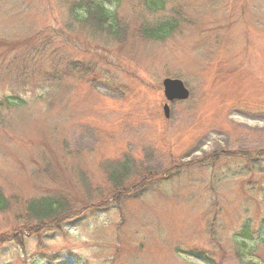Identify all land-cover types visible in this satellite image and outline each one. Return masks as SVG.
I'll use <instances>...</instances> for the list:
<instances>
[{
	"label": "rangeland",
	"instance_id": "1",
	"mask_svg": "<svg viewBox=\"0 0 264 264\" xmlns=\"http://www.w3.org/2000/svg\"><path fill=\"white\" fill-rule=\"evenodd\" d=\"M96 1L132 33L176 5L184 19L164 41L119 45L88 38L75 16L81 0H0V187L12 202L0 213V237L14 241L0 243V264H31L38 252L70 248L78 255L71 264H264L263 239L243 246L235 238L245 224L264 226V170L235 172L211 188L206 165L254 160L264 169V0H177L155 13L146 0ZM32 55L94 64L96 81L69 77L55 91L27 83ZM166 78L190 90L168 117ZM125 156L159 174L178 167L173 178L182 183L166 192L154 182L132 196L138 183H150L133 176L120 203L102 205L95 220L65 226L60 236L42 238L16 221L45 190L99 199L109 189L106 169Z\"/></svg>",
	"mask_w": 264,
	"mask_h": 264
},
{
	"label": "trees",
	"instance_id": "2",
	"mask_svg": "<svg viewBox=\"0 0 264 264\" xmlns=\"http://www.w3.org/2000/svg\"><path fill=\"white\" fill-rule=\"evenodd\" d=\"M177 0H146V7L153 13L158 11H166L168 4L170 2H176ZM82 4L79 5L76 10L75 16L76 19L82 23L83 27L86 29V33L90 36V40L99 41L104 43H110L113 41L115 44L124 45L131 38L138 39H153L156 41H164L165 39L171 37L179 28V21L182 16L181 10L178 5L175 6V9L170 12L171 16H167L163 19L154 21L151 24L146 26H141L139 30L132 33L126 25H123L117 17L113 16L109 10L110 8L101 1L96 0H81ZM130 35V37H129ZM33 41V40H31ZM34 47L37 48L38 44H34ZM44 46V45H43ZM45 53L46 50L44 47H41ZM37 50V49H36ZM44 53V54H45ZM37 56H30V61L33 64L31 72H27V83L37 82L40 86H44L46 89L55 91L58 86H62L63 81L69 77H75L76 79H86L89 80L93 74L97 72L95 65H87L82 61L71 60L67 57L59 56H48L45 59L36 58ZM44 64L41 63V60ZM48 63L47 66L45 64ZM91 81H96V79H90ZM13 98H9L10 102ZM126 160H121L122 158L114 159V163L110 165L105 171L109 189L105 193L99 194V199H94L91 196L84 200H75L70 194H67L61 190H45L44 193L40 196H36L31 200L27 201L23 206V212L17 214L16 221L21 220L20 225L22 229H34L33 234L42 233V238L48 234L52 236H60L61 233L65 232V226H73L76 228H81L85 222L91 221V219H96L99 216L102 205L112 203H120L124 196L128 195V182L131 177H146L150 180L149 184L141 182L137 184L135 192L132 196L144 195L148 192V187L154 182L159 185L158 189L171 191L178 184L176 183L173 177L180 176L182 171L180 168L176 167L174 171L169 172L167 175L164 172L157 173V169L146 166V167H134L137 164L136 160L125 156ZM206 165L209 166V185L211 188L215 186L216 183L213 181L221 180V177L234 175L235 172H240L245 174L247 172L263 171V166L253 160L248 164L236 168L227 167L226 169H219L216 163L215 158ZM202 165V164H201ZM157 168L161 166L156 165ZM135 168V171H134ZM137 169V170H136ZM139 169V170H138ZM137 171V172H136ZM167 171V170H164ZM157 173V174H156ZM136 174V175H135ZM158 177H152V176ZM160 175V176H159ZM185 174L182 175V177ZM238 175V173H237ZM180 177V178H182ZM83 180H86V177H82ZM86 183L84 188L86 190H91L90 183ZM146 181V180H145ZM162 181V182H161ZM128 190V191H127ZM262 195L264 199V185L261 187ZM85 205H90L95 207V210H98V213H95V210H87ZM12 208V202L4 194L2 188L0 187V213H5L10 211ZM83 213V214H82ZM75 216L74 219L70 217ZM44 229H47L44 231ZM46 232V233H43ZM49 232H51L49 234ZM264 226H257L256 229L251 228L249 224H245L240 227L239 230L235 232V238L241 240L243 246H248V242L253 241L255 237L264 240L263 235ZM14 241L10 238L0 237V243H13ZM241 249V248H240ZM192 254L197 256H202L208 260L210 263L213 262L212 257L208 253H201V251H193ZM77 253L70 248L67 251H41L36 253L31 258V264H71V260L75 261ZM70 261V263H69ZM212 264V263H211Z\"/></svg>",
	"mask_w": 264,
	"mask_h": 264
},
{
	"label": "water",
	"instance_id": "3",
	"mask_svg": "<svg viewBox=\"0 0 264 264\" xmlns=\"http://www.w3.org/2000/svg\"><path fill=\"white\" fill-rule=\"evenodd\" d=\"M164 93L166 98L169 101H173L175 99L184 100L190 96V91L184 84V82L179 78H166L163 81ZM164 112L166 116H169V104L164 105Z\"/></svg>",
	"mask_w": 264,
	"mask_h": 264
}]
</instances>
